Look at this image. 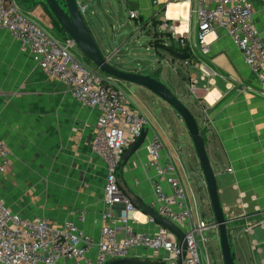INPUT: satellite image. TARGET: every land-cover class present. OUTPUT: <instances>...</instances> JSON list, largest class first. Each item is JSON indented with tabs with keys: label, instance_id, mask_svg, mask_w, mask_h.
I'll list each match as a JSON object with an SVG mask.
<instances>
[{
	"label": "built area",
	"instance_id": "obj_1",
	"mask_svg": "<svg viewBox=\"0 0 264 264\" xmlns=\"http://www.w3.org/2000/svg\"><path fill=\"white\" fill-rule=\"evenodd\" d=\"M80 7L84 13L86 6L80 3ZM194 13L202 52L211 51L212 42L207 38L222 29L241 52L264 96V32L258 22L260 18L264 24V0H197ZM140 16L139 11L130 10L131 18ZM0 29L19 41L21 49L32 55L49 79L62 83L80 104L99 112L91 148L106 167V208L98 240L78 225L86 221L85 210L80 211L78 223L68 219L56 224L46 217L28 218L14 212L0 197V263L65 264L73 260L76 264H107L134 258L146 262L155 259V264H178L182 258L181 264H202L201 245L208 241L203 233L210 226L200 218L194 220L180 176L173 162L164 159V144L158 135L146 145L147 161L143 165L154 184L151 207L182 230L185 248L172 230L138 208L120 187L118 171L124 154L142 136L148 120L129 104L118 81L87 66L73 53L77 44L72 38L59 39L46 31L21 9L17 0H0ZM170 29L179 46L191 48L187 35L177 36L174 26ZM200 69L209 75L208 68ZM191 91L197 92L194 86ZM11 163L10 146L0 139V176L8 172ZM144 224L157 228L152 232L140 230ZM91 249L97 251L94 260L88 258Z\"/></svg>",
	"mask_w": 264,
	"mask_h": 264
},
{
	"label": "crops",
	"instance_id": "obj_2",
	"mask_svg": "<svg viewBox=\"0 0 264 264\" xmlns=\"http://www.w3.org/2000/svg\"><path fill=\"white\" fill-rule=\"evenodd\" d=\"M26 1L31 8L26 7ZM23 2V5L20 7L25 13L29 14L33 19L42 17L47 21L46 23H48L49 17L47 16L45 8H43L44 0H23ZM154 2H156V4ZM106 3L108 5L104 10L111 16L115 7L110 0ZM125 3L130 10L139 11L141 16L139 19H135L138 23L136 31H132L129 37L125 36L124 39L121 38L122 44L131 43L135 38L137 39L136 42H139L141 32L146 30L145 34L149 35L150 30L155 26L154 23L159 24L158 29L160 28L159 31L161 33H166L168 37H172L176 42V36L170 29L171 26H174L177 36L187 35L191 41L192 27L190 22L195 16L194 9L197 5V0H125ZM172 3H187L188 14L185 15L182 10L177 19L168 17L169 7ZM163 13L164 15H162ZM34 15H36V17H34ZM195 25L196 28H198L197 23ZM112 28L115 29L114 24H112ZM113 36L116 45L119 38H117L118 35L116 33H114ZM164 38L166 39V37ZM101 39L102 43L96 38L99 42V46L101 47L103 44L104 47L108 48V42L111 41L110 37L106 34H102ZM162 42L165 43L166 40ZM211 42V51L208 54L202 52L199 43L196 45L191 41L193 56L190 59L182 61L183 59H178L173 54H170L171 57L163 55L162 63L165 62L172 70H175L176 66L184 70L188 74V77L182 76L179 71L177 72L178 75L182 76L181 82L183 81L182 83L189 87L190 90L193 86L197 90L196 95L198 102L193 104L191 109L198 120L202 134L206 140L208 155L217 175L219 196L226 217L229 220L228 232L236 264H263L264 96L259 93L258 81L250 68L244 63L241 52L234 46L222 29L214 33ZM112 44L113 43H111V45ZM196 47L199 48L203 56H200L196 52ZM131 50L132 49H130L127 54H130V52H132ZM115 51L109 47L108 52L112 53L107 57L110 61L114 58ZM136 53L138 52H132L131 55H135ZM134 60L143 62L138 58ZM120 63L122 64L125 62L121 61ZM134 64L138 67L132 70L128 69V71L135 70L143 74L153 73L154 76L158 75L157 77H163V67L153 71L151 66L142 69L139 68L141 63ZM116 66L119 67L118 64ZM201 66H205L209 69V75L202 73L200 69ZM121 68L123 69V67ZM158 70H160V72L156 73ZM24 84L32 89V91L28 89L27 92L29 94L33 93V95L36 94L38 97L42 94L56 96L57 91H60V93L63 91L62 83L56 80H50L45 72L36 64L32 55L21 49L19 41L8 31L0 29V104H14L17 101V104H20L21 95L26 93V90L24 91L22 89L25 86ZM55 85L61 86V88L56 89ZM129 85L131 84L118 81V86L120 88H126L129 93L135 97H131L132 99L130 98L131 100H128L129 104L133 109L147 118L148 124L145 128L146 138L141 147L135 151L128 160L125 161L123 157L121 168L118 171V180L121 189L134 203L139 201L152 208L151 206L155 198L154 184L150 179L151 176L147 174L143 167L144 163L147 161L146 145L154 135H158L164 144V159H169L173 162V158L178 156L174 141L175 135L174 132L171 131L172 127L168 126L166 122H163L164 119L162 120L155 115H153L151 119L144 113L143 106L145 105V101L138 98L134 92L130 91V88H128ZM131 86L138 88L134 85ZM172 90H174L177 95L184 96L180 88L177 89L174 87ZM142 91L147 95H154L150 91L143 89ZM89 112L90 113L81 112L77 114L78 123L76 127L72 124L67 126V124L64 123V127L67 126L66 129H68L64 130V136L66 139H73V151L76 156H91L102 162V166L105 168L106 180L105 164L101 158L93 153L91 148L99 112L91 108H89ZM176 114L178 113L176 112ZM206 115H208V117ZM178 123H183L184 127H186L180 116ZM179 124L178 127L180 128ZM155 127H157L158 130ZM185 131L186 130L181 131V134L183 135ZM186 134L189 135L188 130ZM6 135V133L0 132V139L5 140L10 146ZM131 147L132 146L126 150L125 154ZM192 147L194 151L190 153L188 167L190 171L195 174L200 175L201 173V182L198 190L203 194V197L205 196V198L209 199V210L212 215V220L208 223L210 227L207 229L215 230L219 236L218 228L214 223V213L210 205L211 201L202 168L196 150L194 146ZM178 160L187 180V192L192 198L193 207L195 206L194 209L196 211L194 210V213L196 219L194 220L198 221L199 218H202L200 216L199 207L198 209L196 207V205H198L195 197L196 189L194 190L190 184L191 174L188 171V167L180 158H178ZM229 169L232 170L229 171ZM150 174L152 175V172ZM178 175L180 176L179 173ZM3 196L4 195L0 192V197L4 200L5 204L14 212L22 214L20 210L10 205ZM103 196L97 197L95 200L86 196L84 200H81L79 209L74 210L70 214V217L65 220L70 219L78 223L80 211L85 210L86 221L79 222L78 225L95 240H98L103 225L102 213L106 208ZM204 216L205 214L203 213V217ZM25 217L34 218L35 216ZM46 218L54 222L50 217ZM202 220L205 221V219ZM158 224L162 225L159 222ZM156 228L157 225L154 224H144L139 227L140 230L151 232ZM122 234L121 232L120 237ZM204 248L206 250V258L208 259V251L205 245ZM219 253L223 261L220 243ZM96 255V249H91L88 253V258L94 260ZM154 261L155 259H152L148 262L154 264ZM65 264H76V262L69 260ZM81 264L88 263L83 261Z\"/></svg>",
	"mask_w": 264,
	"mask_h": 264
},
{
	"label": "rangeland",
	"instance_id": "obj_3",
	"mask_svg": "<svg viewBox=\"0 0 264 264\" xmlns=\"http://www.w3.org/2000/svg\"><path fill=\"white\" fill-rule=\"evenodd\" d=\"M107 1L78 0L79 3L86 6L84 17L95 39L98 38L102 43V34L110 37L111 41L108 42V48L104 47L103 44L101 47L99 46L103 54L107 57L113 52H108L109 47L114 51L116 50L112 59L113 62H110L113 65L118 64L119 68H126V71L137 68L138 66H135L134 63H141L139 68L142 69L151 66L153 71L163 67V77H157V79L162 80L170 88H180L184 96L178 95L192 112L193 104L198 102L197 95L192 93L190 88L182 83L183 81L181 82V77H188V74L177 66L175 70H172L165 62L162 63L163 55L171 57V53L153 45V36H158L160 39L166 37V39L164 38V41L166 40L165 44L176 47L177 42L175 39L168 37L166 33H161L159 31L160 28L158 29L159 24H156L150 30L149 35L145 34L146 30L141 32L139 42H136L137 39L135 38L131 43L122 44L121 38L129 37L132 31H136L138 23L130 17V8L125 3V0H110L115 7L111 16L104 10L108 5ZM17 3L22 6L24 2L23 0H17ZM25 5L27 8H31V6H28L27 1ZM43 8H45L49 17L48 23L42 17H36V15H34L36 17L35 20L55 37L59 39L65 38L64 32L54 22L44 3ZM258 22L264 32V24L260 18ZM196 23L197 17L195 15L190 22L192 27L191 41L197 45L200 39V31L196 28ZM112 24L115 25V29L112 28ZM114 33L119 38L116 45L114 43ZM97 43L99 42L97 41ZM111 43L113 44L111 45ZM145 46L148 48H145ZM130 49H132V52L138 53L135 55H131L132 52L127 54ZM195 50L200 56H203L199 48L196 47ZM73 53L81 58L87 66L98 70L83 55L78 46ZM136 58L143 62L135 61L134 59ZM121 61L125 63L121 64ZM98 71L104 75L103 72ZM178 71L182 76L178 75ZM151 74L154 75L153 73ZM55 87L56 89L61 88V86L56 85ZM128 88L138 98L145 101L143 111L149 118L152 119V116L155 115L162 120L164 119L163 122L172 127L171 131L174 132V141L178 152V156L173 158V164L181 176L180 179L183 182L182 184H184L188 205L192 208L194 219H196L195 206L193 207L192 198L187 192V180L178 160L180 158L188 167L190 153L194 151L192 147L194 145L189 135L186 134L187 128L184 127L183 123H178L179 116L174 108L157 95H147L142 91V88L138 89L131 85ZM22 89L26 90V93L21 95L20 104H17L18 101L14 104H0V132L7 134L6 138L10 144L12 155V163L8 172L0 176V192L4 195L3 197L7 202L17 210H20L23 215L31 217L46 216L50 217L56 224H61L63 220L70 217L74 210L79 209L81 200H84L86 196L94 200L103 196L105 168H103L102 162L91 156H76L73 151V139H66L64 136V130H68L66 129L67 126L72 124L76 127L78 123L77 114L81 112L90 113L89 108L78 103L64 86L63 91L61 93L57 91L56 96L42 94L38 97L36 94H29L27 92L28 89L30 91L32 89L26 85ZM122 90L127 99L131 100L133 96L129 91L124 87H122ZM64 123L67 124L66 127H64ZM155 128L158 130L157 127ZM184 130L186 131L182 135L181 131ZM165 142L167 143L166 140ZM188 171L191 174L190 184L194 190L196 189L197 209L199 207L201 218L205 219L206 223H209L212 220L209 210V199L205 198V196L203 197V194L198 190L201 182V173L200 175L195 174L190 171L189 167ZM203 213L205 214L204 217ZM203 235L208 240L205 247L208 251L209 264H224L219 255L220 238L216 231L206 229ZM205 251L204 245H201L200 258L202 264H208ZM168 264H171V262H168Z\"/></svg>",
	"mask_w": 264,
	"mask_h": 264
},
{
	"label": "water",
	"instance_id": "obj_4",
	"mask_svg": "<svg viewBox=\"0 0 264 264\" xmlns=\"http://www.w3.org/2000/svg\"><path fill=\"white\" fill-rule=\"evenodd\" d=\"M45 2L48 5L51 13L54 15V17L62 27V29L70 38H72L76 42L78 48L81 50L83 55L87 59H89L98 70L103 72L105 75L111 76L119 82L131 84L138 88L150 91L151 93L157 95L159 98L167 102L170 106H172L174 110L178 113V115L181 117L195 147L202 168L204 180L208 188L211 207L213 209L215 218L214 223L219 231L220 248L223 262L224 264H236L228 232L229 220L226 217L219 196L217 175L208 155L206 140L202 135L200 125L194 114L184 104V102L179 98V96L162 80L155 78L152 74H143L136 71H126L122 68L117 67L116 65H113L110 62L109 58L106 57L100 49L94 35L92 34L88 24L86 23L84 13L82 12L78 0H65V5H62L59 0H45ZM153 38V45L155 47L165 49L167 52H170L178 59L187 60L193 56L192 50L182 52L174 46H168L163 43L162 41L164 40V38L160 39L158 38V36H155ZM145 48L148 47L145 46ZM145 138L146 132L144 130L142 136L138 139L135 144L132 145V147L125 154V161L128 160V158H130V156L141 147V145L145 141ZM140 207L149 215L153 216L159 223H161L162 225L165 224L164 226L172 230L181 241L182 247L185 248L186 241L184 233L176 224L172 223L166 218L161 217L154 209L150 208L149 206H144L140 204ZM184 254L185 251H183L182 257L184 256ZM181 262L182 258L179 260L178 264H181ZM107 264L150 263L134 258H123L112 260Z\"/></svg>",
	"mask_w": 264,
	"mask_h": 264
},
{
	"label": "bare ground",
	"instance_id": "obj_5",
	"mask_svg": "<svg viewBox=\"0 0 264 264\" xmlns=\"http://www.w3.org/2000/svg\"><path fill=\"white\" fill-rule=\"evenodd\" d=\"M187 8H188V4L187 3H184V4H179V3H172L169 7V11H168V17L170 18H175L177 19L178 16H179V13L183 10V13L185 15L188 14L187 12ZM185 25H186V22H185ZM214 34H212L211 36L209 35L207 40H211V37L213 36Z\"/></svg>",
	"mask_w": 264,
	"mask_h": 264
},
{
	"label": "trees",
	"instance_id": "obj_6",
	"mask_svg": "<svg viewBox=\"0 0 264 264\" xmlns=\"http://www.w3.org/2000/svg\"><path fill=\"white\" fill-rule=\"evenodd\" d=\"M61 3H62V5H65V0H59ZM44 5L46 6V8H47V10L50 12V14H51V16L53 17V19H54V22L58 25V27L60 28V30L62 31V32H64V34H65V37H67L68 35L66 34V32L62 29V27L60 26V24L58 23V21L56 20V18L54 17V15L51 13V11H50V9H49V7H48V5L46 4V2H45V0H44ZM157 23V22H156ZM154 25H156L155 23H154ZM175 47V46H174ZM182 46H179L178 45V49L179 50H181V51H184V52H186V51H189V50H191V48L189 47V46H186V47H182ZM160 72V70H158V71H156V73H159ZM154 76V75H153ZM158 76V75H157ZM157 76H154L155 78H157ZM203 135V134H202ZM205 139V138H204ZM140 204L141 205H144V206H147V205H145L144 203H142V202H139V201H137V202H135V205L137 206V207H139L140 209H142L141 207H140ZM155 264V263H154Z\"/></svg>",
	"mask_w": 264,
	"mask_h": 264
}]
</instances>
